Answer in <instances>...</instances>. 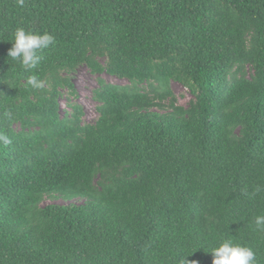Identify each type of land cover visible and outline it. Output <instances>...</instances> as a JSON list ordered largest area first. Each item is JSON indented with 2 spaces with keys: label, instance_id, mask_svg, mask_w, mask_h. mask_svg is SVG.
Listing matches in <instances>:
<instances>
[{
  "label": "trees",
  "instance_id": "16d2710c",
  "mask_svg": "<svg viewBox=\"0 0 264 264\" xmlns=\"http://www.w3.org/2000/svg\"><path fill=\"white\" fill-rule=\"evenodd\" d=\"M17 28L55 37L35 68ZM0 134V264H212L221 239L264 264V0H0Z\"/></svg>",
  "mask_w": 264,
  "mask_h": 264
},
{
  "label": "clouds",
  "instance_id": "9594fccd",
  "mask_svg": "<svg viewBox=\"0 0 264 264\" xmlns=\"http://www.w3.org/2000/svg\"><path fill=\"white\" fill-rule=\"evenodd\" d=\"M17 4L23 7L24 0H17ZM54 42L55 37L47 31L40 33L35 30L17 28L13 33L12 46L8 50L7 56L26 68H35L41 60L38 53ZM28 84L33 87L41 86L40 81L35 76L29 77ZM0 143L7 146L11 144V139L0 134ZM254 224L258 231L264 232V215L256 216ZM209 252L213 257L212 264H256L253 250L234 242L232 239H221ZM184 264H186L185 259Z\"/></svg>",
  "mask_w": 264,
  "mask_h": 264
},
{
  "label": "rangeland",
  "instance_id": "374dc122",
  "mask_svg": "<svg viewBox=\"0 0 264 264\" xmlns=\"http://www.w3.org/2000/svg\"><path fill=\"white\" fill-rule=\"evenodd\" d=\"M101 77L105 81L111 84L125 85L127 83L126 80L117 79L106 73H103ZM96 78L97 77L92 75L85 66L79 67L71 76L72 83L76 90V96L70 100L78 103L82 107L83 110L82 121L84 123H93L97 118L96 103L92 99V91L97 87ZM171 87L177 98L178 104H180L181 106H187L189 100L192 98L190 93L182 86L174 82L171 84ZM67 103H68V99L64 94L60 98V112L62 114L65 110H68ZM69 202L81 203L82 200L73 199ZM69 202L63 201L61 199L55 201L45 199L43 201V204H47V203L65 204Z\"/></svg>",
  "mask_w": 264,
  "mask_h": 264
}]
</instances>
